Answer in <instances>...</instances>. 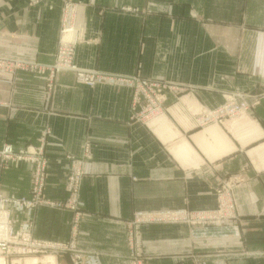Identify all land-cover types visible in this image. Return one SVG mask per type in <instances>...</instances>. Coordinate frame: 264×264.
<instances>
[{"label": "crops", "instance_id": "1", "mask_svg": "<svg viewBox=\"0 0 264 264\" xmlns=\"http://www.w3.org/2000/svg\"><path fill=\"white\" fill-rule=\"evenodd\" d=\"M69 14L77 68L178 91L166 89V111L144 125L132 119L127 84L99 76L88 85L62 69L49 87L48 71L17 70L0 79V148L44 144L53 199L68 195L72 157L82 161L78 242L102 264H130L135 213L212 208L214 187L242 174L239 220L143 225L144 252L154 264H264V0H0V55L54 63ZM240 95L258 103L223 123L197 120ZM31 169L0 162V191L28 194ZM12 214L36 237H70V211Z\"/></svg>", "mask_w": 264, "mask_h": 264}, {"label": "built area", "instance_id": "2", "mask_svg": "<svg viewBox=\"0 0 264 264\" xmlns=\"http://www.w3.org/2000/svg\"><path fill=\"white\" fill-rule=\"evenodd\" d=\"M70 17V16H69ZM71 18V17H70ZM72 22V18H71ZM70 25L63 29V32L68 31ZM75 53V44L72 42H66L61 39V45L57 53V62L51 66V73H56L62 69H75L77 66L73 63V56ZM14 59L7 57H0V70H7L12 66H20V60L13 62ZM22 63V62H21ZM33 64H31L32 66ZM47 67L43 66V70ZM97 74V75H95ZM88 72L85 70H78L77 79L81 82H86L94 85L97 81V77L101 76L103 79L107 78L112 82H120L127 84L132 90H135L133 107L141 106V110L138 112V120L142 123L148 124L152 122L155 118L160 116L165 112L166 106L164 105V92L166 89L170 90L172 94L178 91L176 86L163 82L159 79H149L142 78L141 76H114L99 74L97 72ZM99 75V76H98ZM132 107V108H133ZM210 114H212L210 112ZM209 114V115H210ZM30 147V146H29ZM7 158H22L28 157L32 161H40L38 164L36 172V180L33 182L32 187V197H18L15 195H4L0 192V257L4 259V264H28L26 258L28 257H48L53 255L56 260L57 256L62 253H67L72 251L73 253V263L74 264H84L82 263V255L77 250L76 242H59L52 240H43L35 238L32 232L28 228L14 226L15 219L13 218L11 208L19 209L27 207L32 209L38 202L46 203L53 207L68 208L71 207L73 210L78 208L79 203V187L80 181L83 177V170L81 166V161L75 160L73 163V169L68 178L67 189L70 191V195L66 200L55 201L50 199H43V178L42 171L45 170L44 161L42 159L43 149H36L30 147L27 150L21 151L19 154L15 153L11 145H6L4 149L0 152ZM38 169H42L41 172ZM41 175V185L37 182L38 177ZM226 187L227 184H226ZM227 204V199L222 195L221 200V210L215 211H199L196 213H189L186 211H172V216H179L183 218H189L196 221H207V220H222L232 213L231 209ZM230 210V211H229ZM165 215V214H164ZM77 218L79 213L77 212ZM41 256V257H40ZM41 264H46V262L39 260ZM90 264H99L96 259L90 260ZM39 263V264H40ZM57 264V263H56Z\"/></svg>", "mask_w": 264, "mask_h": 264}, {"label": "rangeland", "instance_id": "3", "mask_svg": "<svg viewBox=\"0 0 264 264\" xmlns=\"http://www.w3.org/2000/svg\"><path fill=\"white\" fill-rule=\"evenodd\" d=\"M68 8L70 9L71 6L68 5ZM68 20L71 22V18L68 17ZM61 45V41L59 42V46L56 52V56H55V61L52 64H44L42 62L36 61V60H24V59H18V58H12V57H8V56H2L0 55V57H7L10 59H14L13 62L16 61H21L20 62V66H12L7 70H0V79L2 80H8L11 81L12 77L15 75V72L17 70H32V71H36L38 73H44L46 71H48L49 73V87L52 85V82L55 80V77L57 75V73H51V66H53L56 62H57V53L59 50V47ZM75 54V53H74ZM73 63H74V56H73ZM31 64H33L31 66ZM75 64V63H74ZM43 66H46L47 68L45 70H43ZM80 68H76L75 69H64V70H72L76 73V78L78 75V70ZM83 70V69H81ZM88 71V70H85ZM91 72V71H88ZM97 72V71H96ZM95 74V72H94ZM97 75V74H95ZM99 76V75H98ZM131 76H141L142 78H149V79H153V77H146V76H142L140 74H135V75H131ZM157 79V78H154ZM78 80V79H77ZM160 80V79H159ZM79 81V80H78ZM81 82V81H79ZM112 82V81H111ZM164 82V80H163ZM82 83H86V82H82ZM118 83V82H117ZM88 85H91L89 83H86ZM169 93L171 94V92L169 91ZM134 94H135V90H132V107H133V103H134ZM237 97V96H236ZM240 99L237 98H232V100L229 101V103L225 106H221L212 110H204L200 116H198V121L201 124L204 123H208V122H217V123H223L225 122L227 119H231V118H235V116L240 115V114H244L247 113L248 111H250L257 103H258V95L253 96V100L250 102L248 101L246 98H244L243 96L240 95L239 97ZM141 106H136L135 108L133 107V115H132V119L133 121H137L141 124L144 125H148L145 123H142L141 121L138 120L137 114L138 112L141 110ZM166 111V108H165ZM210 112L212 114H210ZM210 114V115H209ZM43 142V141H42ZM6 145H11L13 147L12 144L7 143L4 144L1 148H0V152L4 149V147ZM30 147H34L37 150L42 148L43 149V156L42 159L45 162L44 165L45 170L42 171V178H43V185H42V190H43V195L44 198L43 199H50V200H55V201H62V200H66L67 197L70 195V191L67 189V197L65 199H53L51 198L48 193H47V180H48V156L46 155L45 149H44V144H40L38 146H30ZM29 145L24 146L22 148L19 149H14L15 153L19 154L21 151H25L28 148H30ZM87 151V149H86ZM75 160H79V159H75L74 157H72V163H71V170L68 174L67 177V183H66V188L68 185V178L69 175L73 169V163ZM81 161V160H79ZM0 162L2 164L3 167H8L11 163H18V162H29L33 165V169H31V186L29 189V193L28 194H23V195H16V194H10L11 195H15L18 197H27L30 198L32 197L33 193H32V187H33V182L34 180H36V172L38 168V164H40V161H32L31 159H29L28 157H22V158H7L5 157L2 153H0ZM81 166H82V161H81ZM40 172L42 169H38ZM83 177H84V171H83ZM82 177V179H83ZM39 181L37 180V184L39 183L41 185V175L38 177ZM82 179L80 181V187H79V203H78V208L76 210H73V208L68 207V208H59V207H53L51 205H48L46 203H42V202H38V204H36L32 209H28L27 207L24 208H19L18 210H28V211H35L38 208H42V207H47V208H54V209H59V210H67L72 212V224H71V232H70V237L65 240V241H59V242H76L77 244V250L79 251V253L82 255V263L84 264H90V260L92 259H96L97 262L99 264H102L100 257H99V253L95 252V251H91V250H86L82 247H80L79 242H78V234H79V229H80V223L82 221V218L84 217V212L81 209V202H80V191H81V183H82ZM245 180V177L242 174H236V175H231L226 179H223L222 181H220L218 183L217 186L214 187V191L216 194V199L217 202L216 204L212 207V208H203V209H192V208H180L177 210H168V211H159V212H155V213H150V212H138L135 213L133 218L127 221V229H128V249H129V253H128V260L130 262V264H154L152 261V256L147 255L144 252V245H143V237H142V226L146 225V224H184L187 226H207V225H215V224H219V223H223V222H232V221H237L239 220V208H238V204L236 201V197H235V189L243 183V181ZM226 184L228 187H226ZM1 192V191H0ZM2 193V192H1ZM4 194V193H3ZM6 195V194H4ZM222 195L227 199L228 203H225V207L228 206L229 209H231L232 213L228 214L227 216H229L226 219H222V220H207V221H196V220H192L189 219L188 217L183 218V217H179V216H172L171 213L172 211H186L189 213H196L199 211H215L218 212L221 210V200H222ZM15 209V208H14ZM13 208H11V210H14ZM230 211V210H229ZM77 212L79 213V217L77 218ZM165 214V215H164ZM13 218L15 220H17L14 216ZM30 225V223H29ZM34 236V235H33ZM35 238L38 239H43V240H49V239H45V238H39L34 236ZM55 241V240H52ZM73 253L72 251H68L67 253H62L59 254V256H57V264H64L60 261L61 257H68L70 262L69 264H74L73 263ZM41 257V256H40ZM41 264V263H40Z\"/></svg>", "mask_w": 264, "mask_h": 264}, {"label": "bare ground", "instance_id": "4", "mask_svg": "<svg viewBox=\"0 0 264 264\" xmlns=\"http://www.w3.org/2000/svg\"><path fill=\"white\" fill-rule=\"evenodd\" d=\"M69 16L72 18V22H71L69 30L66 32H63L62 40L66 42H72L75 44V39L73 40L72 38L67 37L68 35L71 36V34H76V29L73 25V20L75 19V15L69 14ZM25 260L28 264H39L40 263L39 260L46 262V264H56L57 263V260L53 255L48 256V257H42V258L28 257ZM0 264H4V259L2 257H0Z\"/></svg>", "mask_w": 264, "mask_h": 264}]
</instances>
